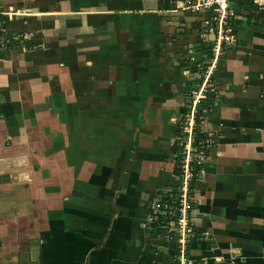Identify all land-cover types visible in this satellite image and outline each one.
Returning <instances> with one entry per match:
<instances>
[{
  "label": "crops",
  "instance_id": "0c3cea01",
  "mask_svg": "<svg viewBox=\"0 0 264 264\" xmlns=\"http://www.w3.org/2000/svg\"><path fill=\"white\" fill-rule=\"evenodd\" d=\"M247 1L228 4L236 41L208 111L220 140L182 243L151 206L179 183L170 126L193 65L211 62L209 15L184 0L2 1V29L29 40L0 51V264H264V5Z\"/></svg>",
  "mask_w": 264,
  "mask_h": 264
},
{
  "label": "rangeland",
  "instance_id": "374dc122",
  "mask_svg": "<svg viewBox=\"0 0 264 264\" xmlns=\"http://www.w3.org/2000/svg\"><path fill=\"white\" fill-rule=\"evenodd\" d=\"M2 1L3 0H0V26H1V28L3 27V24L5 23V21H3V16H4V14H6L5 9L2 6L3 5ZM184 1L186 2L185 6L187 7V4L188 5L195 4V2L197 3L198 0H184ZM230 1L231 0H227V3L229 4ZM180 8H182V7H180ZM203 8L204 7H201V6H200V8H198V7L191 8V11L195 10L197 13H199V16H201V17L203 16V14H207V15H209V17H212V15H213L212 9L211 8L203 9ZM8 9L12 10V11H10L11 14L16 12L12 8H8ZM225 16L226 17L224 19V22L226 24H224V22H222V25H223L222 29L224 32H226L227 29L229 28L230 29L229 31L233 33L232 36L235 38V40L230 43V44H233L236 41L235 33L237 31V29H236L237 27H236V20L234 18V15H232L229 6L227 7V11L225 13ZM213 17H214L213 21H212L213 23L208 22L209 25L206 24V18H204L202 21H199V28H198V33H199L200 37L204 38V39H202L203 41L206 42L207 33H209L211 35V37H209V39L207 40V41H209V47L207 48L208 51L206 52V55H208V53L211 55V57H209V60H211V62L208 65L207 63H203V61H201V59H200V60H197L195 62V64L193 65V73H192L193 74V77H192L193 85H192V87L191 86L188 87V89L186 88V90H187L186 93H190V95L192 96L191 105L189 107H187V105L184 103H182L180 105L179 110H178V114L176 115V118L174 119V123L172 122V125L170 126V128L172 130H176L178 122L181 121L182 123H185V120H187L188 125L186 126V130L189 132L188 134L190 135L191 131H192V127L194 125L193 115L196 112V108L199 107L203 110V115H204V119H203L204 121L201 122V125H203V126L201 128H204V131L206 132L207 137H209L211 140H215V142L217 144V142H219V140H220V132L221 131L219 130V128L222 126V120H221V118H219L217 120L213 119L214 116L208 112L211 109L210 106H213L212 104H214V103H212L209 106V104L206 102H199V100H202L205 98V95H207L209 97L213 96L214 100L217 101L218 99L221 98L219 93L223 94L224 90L226 89V87L222 83H218L217 79L215 78V76H217V72H218L216 67H217L218 63L222 62V60L220 58H221V55L223 54L225 43L221 44L219 49L217 48V45L215 44V42H216L215 37H216L217 31H218V29H217L218 23L216 20L217 15H215V16L213 15ZM210 25H212V28L214 29V31H213L214 34L209 32V30L207 28ZM4 29H5V27H4ZM2 31H3V33L5 32V34L7 33V37L4 36V34H0V51L8 50L10 47H12V44L16 45L17 48H20V47H22V44L23 45L26 44L25 41L29 40V38H26V36H24V34H22L21 36H19L17 38L18 34L16 35V34H14V32L13 33L12 32H6L3 29H2ZM14 35H16V36H14ZM3 36H4V38H3ZM10 38L13 39V43H12V40ZM226 45H229V44H226ZM198 47L202 48V44L200 43L199 45H193V46L190 45L189 47H187V49H185V51L183 52L182 55H186V53H189V52L192 53L188 48L198 49ZM214 47H215V49H217L216 51L214 50ZM198 50H200V49H198ZM182 58L184 60V57H182ZM212 62H214V63L212 64ZM209 73L212 76L211 78L213 79V80L211 79V83H209L210 85H208L209 81L206 80ZM189 98H190V96H189ZM199 98H202V99H199ZM183 114L185 117L184 120L181 119L182 118L181 115H183ZM190 136L184 137L187 140V143L185 145V150H184L185 154H184V158H183L184 164H185L184 178L186 180H188L190 177V167L188 166V162L192 159L191 150L193 149L192 145L190 143V140H189ZM173 138H174V135H173ZM213 157H214V154L211 156L210 159H208V161H206L205 158H203L202 156L200 158L198 156L199 160L203 161L204 164H206L210 161L213 162ZM173 160H174V157H173ZM201 175H202V173H201ZM172 179L174 181L176 180L174 177ZM178 182H179V179H178ZM182 186H183V184H182ZM171 190H172V188H166V189L164 188V190L162 192H160L161 193L160 196H158V198L152 203V205L159 202V199L161 198L162 194H166V193L168 194ZM181 190H182V187H181ZM183 192L184 193L186 192V188H184ZM186 196L185 197L187 198V201L189 200V197L192 198V196L187 195V193H186ZM153 213L154 214L157 213L160 216L159 221H158V219H154V218L152 219V222L157 221L158 226H163L162 222L164 220L168 221V213H165L162 210H158V209L155 210V208H152L151 209V215Z\"/></svg>",
  "mask_w": 264,
  "mask_h": 264
},
{
  "label": "trees",
  "instance_id": "16d2710c",
  "mask_svg": "<svg viewBox=\"0 0 264 264\" xmlns=\"http://www.w3.org/2000/svg\"><path fill=\"white\" fill-rule=\"evenodd\" d=\"M248 4H251L252 1H247ZM210 55V54H209ZM188 100L186 101L187 107L191 105V99L192 96L189 95ZM202 99V98H201ZM214 101V97L205 95V98L202 100H199V102H206L209 104V106ZM182 120L185 119L184 114L181 115ZM203 110L201 108H196V112L193 115V121L194 125L192 127L191 136H190V143L192 145V159L188 162V166L190 167V177L187 180V195H192L196 183L198 182L200 178V173L202 171L203 161L199 160V158L202 156L203 158H206L208 156L209 150L216 144L215 140H211L209 137H207V134L204 130H202L201 122L203 121ZM188 125L187 120H185V123H182L181 121L177 123V127L175 130V140L170 146V152L174 155V166H173V174L178 177L179 183L175 186H173L172 190L167 194L161 195V198L159 199L161 203H165L167 208H178L180 206V195L182 193L181 187L185 180L184 178V150L185 145L187 143V140L184 137L189 136V132L186 130V126ZM199 156V158H198ZM169 195H173L172 198H169ZM191 207V203L189 204L187 211H189ZM176 212V211H175ZM178 213V212H177ZM176 213V214H177ZM176 217V216H175ZM160 218L158 219V221ZM154 225L157 224V221L153 222ZM163 225H167V220H164Z\"/></svg>",
  "mask_w": 264,
  "mask_h": 264
},
{
  "label": "built area",
  "instance_id": "2783aa9c",
  "mask_svg": "<svg viewBox=\"0 0 264 264\" xmlns=\"http://www.w3.org/2000/svg\"><path fill=\"white\" fill-rule=\"evenodd\" d=\"M259 3L260 6H263L264 5V0H255ZM189 2V1H188ZM196 4V5H195ZM195 4H191V5H188L187 6L189 7H204V9L206 8H211L212 11H213V15H217V23H218V26H217V35L215 37V44L217 45V48L219 49L220 45L225 43V44H230L232 41L235 40V38L232 36L233 33L230 32L229 28L227 29L226 32L223 31L222 29V22H224V19H225V13L227 11V7H228V3H227V0H198L197 3L195 2ZM213 15L212 17H209L207 19V22L209 23H213ZM224 24H226L224 22ZM2 30L1 26H0V31ZM208 30L209 32L213 33L214 34V29L212 28V25H210L208 27ZM235 33V32H234ZM236 35V33H235ZM4 38V36H3ZM214 50L216 51L217 49H215L214 47ZM190 136V135H189ZM184 188H186V192L184 193ZM186 193H187V180L185 179L184 182H183V186H182V193H181V197H180V206L178 208H174V207H171L170 209L167 208L166 204L165 203H161V201L159 200L158 203L154 204L151 206V209L152 208H155V210H162L164 211L165 213H168V221H167V226H168V232H169V236L171 238H175L177 237V241L179 242H183L182 241V235L184 233L187 232V229H188V220H187V208L190 204V200L187 201V196H186ZM186 196V197H185ZM169 198H172V195H169ZM176 211V212H175ZM178 212V213H177ZM177 213V214H176ZM176 216V217H175ZM152 219H159L160 216L159 214L157 213H153L151 215ZM165 225H163L162 227H164ZM181 234V236H180ZM184 249V246H181V250Z\"/></svg>",
  "mask_w": 264,
  "mask_h": 264
}]
</instances>
